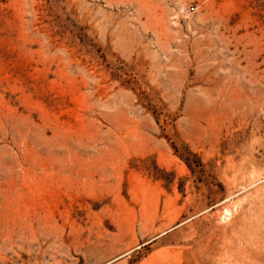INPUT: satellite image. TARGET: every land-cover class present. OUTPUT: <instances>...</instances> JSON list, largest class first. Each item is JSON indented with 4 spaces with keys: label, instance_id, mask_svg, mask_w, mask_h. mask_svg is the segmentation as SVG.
Returning a JSON list of instances; mask_svg holds the SVG:
<instances>
[{
    "label": "rangeland",
    "instance_id": "374dc122",
    "mask_svg": "<svg viewBox=\"0 0 264 264\" xmlns=\"http://www.w3.org/2000/svg\"><path fill=\"white\" fill-rule=\"evenodd\" d=\"M0 264H264V0H0Z\"/></svg>",
    "mask_w": 264,
    "mask_h": 264
},
{
    "label": "built area",
    "instance_id": "2783aa9c",
    "mask_svg": "<svg viewBox=\"0 0 264 264\" xmlns=\"http://www.w3.org/2000/svg\"><path fill=\"white\" fill-rule=\"evenodd\" d=\"M193 10H194V8L191 7V11H193Z\"/></svg>",
    "mask_w": 264,
    "mask_h": 264
}]
</instances>
